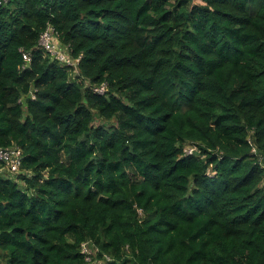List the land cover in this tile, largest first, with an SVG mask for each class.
<instances>
[{
  "label": "trees",
  "instance_id": "1",
  "mask_svg": "<svg viewBox=\"0 0 264 264\" xmlns=\"http://www.w3.org/2000/svg\"><path fill=\"white\" fill-rule=\"evenodd\" d=\"M10 145L0 264H264V0H8Z\"/></svg>",
  "mask_w": 264,
  "mask_h": 264
},
{
  "label": "built area",
  "instance_id": "2",
  "mask_svg": "<svg viewBox=\"0 0 264 264\" xmlns=\"http://www.w3.org/2000/svg\"><path fill=\"white\" fill-rule=\"evenodd\" d=\"M8 0H0V6L6 3ZM57 32L55 28L48 24L44 30L41 32L39 40H38V46L50 54L52 57L56 58L58 61H60L63 64L67 65H77V62L79 59H72L69 55V50L67 47H63L59 42H57ZM23 59L26 62L30 61V55L28 53L22 54ZM105 89V85L102 84L99 87H94L93 90L97 93H103ZM32 96L33 92H30ZM184 152L186 154H191L194 150L191 146L184 147ZM259 161L261 164V168H264V161L261 157H259ZM22 162V151L18 146H6L2 147L0 146V171L5 173H17L20 171ZM261 185L264 186V175L262 176ZM86 246L88 247V244L83 243L82 245V251L84 253H87ZM89 251V249H88Z\"/></svg>",
  "mask_w": 264,
  "mask_h": 264
},
{
  "label": "rangeland",
  "instance_id": "3",
  "mask_svg": "<svg viewBox=\"0 0 264 264\" xmlns=\"http://www.w3.org/2000/svg\"><path fill=\"white\" fill-rule=\"evenodd\" d=\"M196 1H198V0H196ZM101 122H104V120H102V119H100V118H96V121H95V123H101ZM109 123H113V121H109ZM5 176H7L8 178H12V179H15V180H17L16 179V175L14 174V173H6L5 174ZM22 182L21 181H19V184H21ZM88 249H89V246L87 247L86 246V250H87V252H88ZM92 250H94V249H92ZM95 253H93V255H94ZM105 262L103 261V260H98V259H94V260H91L90 261V264H104Z\"/></svg>",
  "mask_w": 264,
  "mask_h": 264
},
{
  "label": "clouds",
  "instance_id": "4",
  "mask_svg": "<svg viewBox=\"0 0 264 264\" xmlns=\"http://www.w3.org/2000/svg\"><path fill=\"white\" fill-rule=\"evenodd\" d=\"M43 51H44V50H43ZM30 95H31V94H30ZM33 95H35L34 92H33ZM31 96H32V95H31ZM32 97L34 98V96H32ZM186 146H191V145H186ZM186 146H185V147H186ZM191 147L194 148V146H191ZM19 148H20V147H19ZM183 149H184V148H183ZM21 151H22V150H21ZM193 152H194V150H193ZM193 152H192V153H193ZM184 153H185V152H184ZM192 153H191V154H192ZM185 154H186V153H185ZM0 172H1V171H0ZM20 172H21V168H20V171L17 172V173H20ZM17 173H14V174L17 175ZM1 174L5 176L6 173H5V172H1ZM6 177H7V176H6Z\"/></svg>",
  "mask_w": 264,
  "mask_h": 264
}]
</instances>
